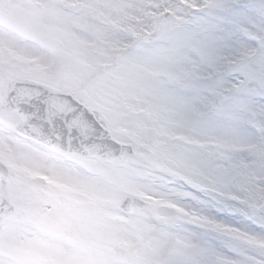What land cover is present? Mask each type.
<instances>
[{"label":"snow or ice","instance_id":"snow-or-ice-1","mask_svg":"<svg viewBox=\"0 0 264 264\" xmlns=\"http://www.w3.org/2000/svg\"><path fill=\"white\" fill-rule=\"evenodd\" d=\"M0 264H264V0H0Z\"/></svg>","mask_w":264,"mask_h":264}]
</instances>
